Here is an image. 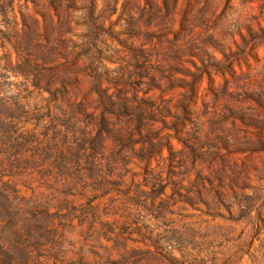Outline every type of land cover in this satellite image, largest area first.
<instances>
[{
	"label": "rangeland",
	"instance_id": "obj_1",
	"mask_svg": "<svg viewBox=\"0 0 264 264\" xmlns=\"http://www.w3.org/2000/svg\"><path fill=\"white\" fill-rule=\"evenodd\" d=\"M0 264H264V0H0Z\"/></svg>",
	"mask_w": 264,
	"mask_h": 264
}]
</instances>
